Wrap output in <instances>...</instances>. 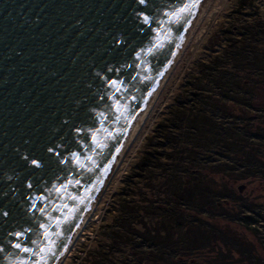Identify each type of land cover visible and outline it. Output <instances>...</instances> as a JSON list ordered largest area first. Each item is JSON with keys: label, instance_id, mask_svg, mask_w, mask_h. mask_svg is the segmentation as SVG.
Returning <instances> with one entry per match:
<instances>
[{"label": "water", "instance_id": "95a60500", "mask_svg": "<svg viewBox=\"0 0 264 264\" xmlns=\"http://www.w3.org/2000/svg\"><path fill=\"white\" fill-rule=\"evenodd\" d=\"M205 0H0V264H58Z\"/></svg>", "mask_w": 264, "mask_h": 264}, {"label": "trees", "instance_id": "16d2710c", "mask_svg": "<svg viewBox=\"0 0 264 264\" xmlns=\"http://www.w3.org/2000/svg\"><path fill=\"white\" fill-rule=\"evenodd\" d=\"M239 3L234 14L245 18L218 33L211 57L158 124L127 192L116 195L115 217L100 227L107 242L81 250L80 264H175L213 253L224 238L220 219L257 235L253 204L237 210L244 198L235 185L264 179V107L255 105L264 96V17L251 0Z\"/></svg>", "mask_w": 264, "mask_h": 264}, {"label": "rangeland", "instance_id": "374dc122", "mask_svg": "<svg viewBox=\"0 0 264 264\" xmlns=\"http://www.w3.org/2000/svg\"><path fill=\"white\" fill-rule=\"evenodd\" d=\"M239 2L240 0H214L212 2L154 104L147 110L139 130L121 155L93 216L63 264H80L84 257V254L80 255L81 250H98L100 241L107 242V236L104 235L106 229H100V227L105 221H113L115 214L111 211V206L118 198L116 195L127 192L129 180L134 177L146 149L151 147L150 138L155 134L158 124L167 117L170 109L181 97L190 77L198 72V64L211 57L212 43L217 41L218 33L224 32L234 20L242 21L245 18L234 14L239 7ZM251 2L264 17V0H251ZM250 20L253 21V18L251 17ZM255 105L264 107V96L261 93L256 95ZM241 184L242 191L238 190L235 193L237 197H240L238 199H244L241 204L237 202L239 206L236 205V207L237 210L242 208L245 210L248 205L246 201L253 204L249 207L253 209L252 217L257 221V224L253 226L257 230V235L254 230L239 222L220 219L219 228L224 238L215 245L213 253L206 251L204 255L200 254L196 257L193 255L194 258H184L176 261L175 264H264V179L257 178L240 182L235 185V188L237 189ZM208 256H215L217 259L209 261ZM130 264L146 263L133 261Z\"/></svg>", "mask_w": 264, "mask_h": 264}, {"label": "bare ground", "instance_id": "6f19581e", "mask_svg": "<svg viewBox=\"0 0 264 264\" xmlns=\"http://www.w3.org/2000/svg\"><path fill=\"white\" fill-rule=\"evenodd\" d=\"M214 0H205L204 4L202 5L199 13L197 14L191 28L189 29L172 65L170 66L168 72L166 73L164 79L162 80L161 84L159 85L157 91L155 92L153 98L151 99L149 105L147 106L146 110L144 111L142 117L140 118L138 124L136 125L134 131L132 132L131 136L129 137L126 145L124 146L122 152L120 153L118 159L116 160L113 168L111 169L106 181L104 182L99 194L97 195L94 203L92 204L90 210L88 211L86 217L84 218L83 222L81 223V225L79 226L78 230L76 231V233L74 234L73 238L71 239V241L69 242V244L67 245L66 249L64 250L58 264H63L64 261L66 260V258L69 256V254L71 253V250L73 248V246L75 245V242L77 241V239L80 237V235L82 234L83 230L85 229L86 225L88 224V222L90 221L91 217L93 216L94 214V211L96 210V206L99 202V200L101 199V196L102 194L104 193L112 175H113V172L119 162V159L121 157V155L123 154V152L125 151V149L127 148V146L129 145V143L131 142V140L133 139L134 135L137 133V131L139 130L140 126H141V123L144 119V116L147 112V110H149V108L151 107L152 104H154V101L155 99L157 98L159 92L163 89L166 81L168 80L169 76L171 75L172 71L174 70L176 64L178 63V61L180 60V58L182 57L184 51L186 50L191 38L193 37L194 33L196 32V30L198 29L199 25L201 24V22L203 21L204 17L206 16L212 2Z\"/></svg>", "mask_w": 264, "mask_h": 264}]
</instances>
